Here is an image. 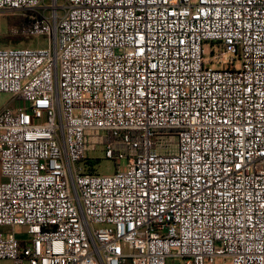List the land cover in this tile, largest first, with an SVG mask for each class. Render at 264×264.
Segmentation results:
<instances>
[{"label":"built area","instance_id":"1","mask_svg":"<svg viewBox=\"0 0 264 264\" xmlns=\"http://www.w3.org/2000/svg\"><path fill=\"white\" fill-rule=\"evenodd\" d=\"M44 1L0 0L44 43L0 48V264H264V0Z\"/></svg>","mask_w":264,"mask_h":264},{"label":"rangeland","instance_id":"2","mask_svg":"<svg viewBox=\"0 0 264 264\" xmlns=\"http://www.w3.org/2000/svg\"><path fill=\"white\" fill-rule=\"evenodd\" d=\"M49 4H50L49 0L44 1L45 6H48ZM61 5L62 2L59 3V6ZM50 14H51L50 11L46 12L47 16H50ZM61 16H62V12L60 11L59 17ZM22 21L23 18L19 15L0 13V47L35 48L37 45L36 43L40 44L41 46L44 45L42 38L22 36V26H21ZM11 103H12L11 95L0 94V110H2L7 106H10ZM92 157L100 159L95 164L96 174L104 176V175H111L114 173L115 165L112 161L105 159L103 155L100 154L99 152L93 154ZM3 264H7V263H3ZM167 264H184V261L182 259H172V260H168Z\"/></svg>","mask_w":264,"mask_h":264},{"label":"trees","instance_id":"3","mask_svg":"<svg viewBox=\"0 0 264 264\" xmlns=\"http://www.w3.org/2000/svg\"><path fill=\"white\" fill-rule=\"evenodd\" d=\"M24 25H25V21H24V19H23V21H22V29H23V27H24Z\"/></svg>","mask_w":264,"mask_h":264},{"label":"crops","instance_id":"4","mask_svg":"<svg viewBox=\"0 0 264 264\" xmlns=\"http://www.w3.org/2000/svg\"><path fill=\"white\" fill-rule=\"evenodd\" d=\"M0 48H2V47H0ZM1 111V110H0Z\"/></svg>","mask_w":264,"mask_h":264}]
</instances>
